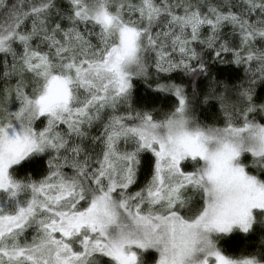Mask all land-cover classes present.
Here are the masks:
<instances>
[{"label": "snow or ice", "instance_id": "obj_1", "mask_svg": "<svg viewBox=\"0 0 264 264\" xmlns=\"http://www.w3.org/2000/svg\"><path fill=\"white\" fill-rule=\"evenodd\" d=\"M0 264H264V0H0Z\"/></svg>", "mask_w": 264, "mask_h": 264}]
</instances>
